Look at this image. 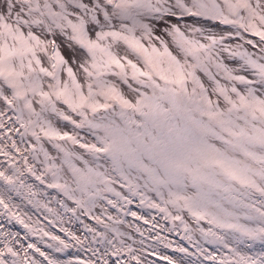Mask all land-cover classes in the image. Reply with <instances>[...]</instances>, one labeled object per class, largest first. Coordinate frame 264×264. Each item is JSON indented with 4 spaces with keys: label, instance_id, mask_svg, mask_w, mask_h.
<instances>
[{
    "label": "snow or ice",
    "instance_id": "obj_1",
    "mask_svg": "<svg viewBox=\"0 0 264 264\" xmlns=\"http://www.w3.org/2000/svg\"><path fill=\"white\" fill-rule=\"evenodd\" d=\"M0 264H264V0H0Z\"/></svg>",
    "mask_w": 264,
    "mask_h": 264
}]
</instances>
